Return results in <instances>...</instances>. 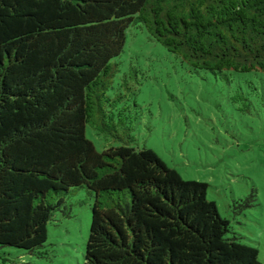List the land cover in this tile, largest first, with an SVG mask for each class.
<instances>
[{
    "label": "trees",
    "instance_id": "trees-1",
    "mask_svg": "<svg viewBox=\"0 0 264 264\" xmlns=\"http://www.w3.org/2000/svg\"><path fill=\"white\" fill-rule=\"evenodd\" d=\"M133 25L195 73L264 75V0H0V248L44 247L84 188V264H262L207 183L131 146L108 92ZM89 126L122 145L99 151Z\"/></svg>",
    "mask_w": 264,
    "mask_h": 264
},
{
    "label": "rangeland",
    "instance_id": "rangeland-1",
    "mask_svg": "<svg viewBox=\"0 0 264 264\" xmlns=\"http://www.w3.org/2000/svg\"><path fill=\"white\" fill-rule=\"evenodd\" d=\"M119 72L108 95L126 108L136 149L153 150L184 180L207 183L208 199L240 242L259 250L264 264V75L195 73L139 25L127 30ZM87 137L99 151L122 143ZM92 197L76 188L48 225V241L34 253L0 248V264H84L92 225Z\"/></svg>",
    "mask_w": 264,
    "mask_h": 264
}]
</instances>
